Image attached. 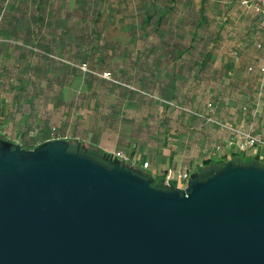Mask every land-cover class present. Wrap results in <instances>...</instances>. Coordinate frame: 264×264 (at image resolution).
Returning <instances> with one entry per match:
<instances>
[{"label":"water","instance_id":"water-1","mask_svg":"<svg viewBox=\"0 0 264 264\" xmlns=\"http://www.w3.org/2000/svg\"><path fill=\"white\" fill-rule=\"evenodd\" d=\"M72 148L0 137V264H264V164L162 186Z\"/></svg>","mask_w":264,"mask_h":264},{"label":"crops","instance_id":"crops-1","mask_svg":"<svg viewBox=\"0 0 264 264\" xmlns=\"http://www.w3.org/2000/svg\"><path fill=\"white\" fill-rule=\"evenodd\" d=\"M219 3L208 13L217 39L207 72L200 70V63L181 67L163 52L148 53L143 57L149 65L144 88L123 84L108 92L104 87L111 86H88L84 75L74 71L71 79L66 74L64 85L50 86V99L17 102L14 123L8 111L12 101L0 85V137L16 143L20 128L29 122V134L38 138L52 124L59 138L103 154L122 152L127 166L172 186L178 184L179 174L197 173L207 158L230 161L232 147L222 146L220 155L211 153L215 144L233 137L230 128L264 138V85L258 73L264 64V48L258 46L264 26L241 0ZM121 54L114 57L121 58L118 65L123 63ZM6 65L0 54V67Z\"/></svg>","mask_w":264,"mask_h":264},{"label":"trees","instance_id":"trees-1","mask_svg":"<svg viewBox=\"0 0 264 264\" xmlns=\"http://www.w3.org/2000/svg\"><path fill=\"white\" fill-rule=\"evenodd\" d=\"M68 1L0 0V54L8 62L5 68L0 67V85L12 101L8 111L13 123L17 121V102L50 99V86L64 85L66 74L71 79L74 71L84 75L88 86L109 85L110 89H104L110 92L123 84L144 88L149 65L143 57L148 53L163 52L166 58L178 60L181 67L200 63L204 73L210 69L217 32L208 13L220 4L219 0H72L70 10ZM241 4L251 6V0H241ZM258 46L264 48V40ZM119 53L123 56L121 65V58H114ZM157 61V57L153 59ZM263 67L264 64L258 68V73L264 85L260 70ZM48 117H43L44 124ZM30 125L23 124L18 141L13 143L32 149L45 141L62 139L55 125L46 126L38 138L29 134ZM10 139L7 141L12 142ZM222 146L228 147L225 142L217 143L211 153L220 155ZM251 152L244 154L250 156ZM115 153L126 157L122 152ZM240 155L232 150L230 161L264 164V158L254 156L249 160ZM225 162L222 158H207L198 172L203 175L208 167L213 169Z\"/></svg>","mask_w":264,"mask_h":264},{"label":"built area","instance_id":"built-area-1","mask_svg":"<svg viewBox=\"0 0 264 264\" xmlns=\"http://www.w3.org/2000/svg\"><path fill=\"white\" fill-rule=\"evenodd\" d=\"M251 6L258 14H260L262 18V24L264 26V0H251ZM260 70L264 78V67L261 68ZM104 77L107 78L108 74H104ZM231 131L234 134V136L231 137L229 141L226 143L228 147H232L237 154H244L249 150H251L252 152L250 156L258 157V159L264 158V140H261L260 138L259 139L256 138L251 134V132H247V131L239 132L233 129ZM257 149L262 150V153L257 154L256 152ZM217 150H219L218 147ZM111 155L113 157L120 159L121 161L125 159V157L120 153H113ZM189 176L190 175L187 172H183L182 174H179L178 184L175 187H183L185 182L188 180ZM169 179L170 176H167L165 180L169 181Z\"/></svg>","mask_w":264,"mask_h":264},{"label":"rangeland","instance_id":"rangeland-1","mask_svg":"<svg viewBox=\"0 0 264 264\" xmlns=\"http://www.w3.org/2000/svg\"><path fill=\"white\" fill-rule=\"evenodd\" d=\"M69 3L72 5V4H73V1H72V0H69V1H68V4H69ZM72 145H73V148H72V149H74V146H76V145H75V142H73ZM86 150L89 151L90 153H93V155H95L97 158H101V156L104 155L103 153L97 151L95 148H92V147H89V146L86 147ZM243 162H245V160H243ZM122 163L125 164V162H123V161H122ZM125 165H126V164H125ZM211 169H212L211 167H208L206 170L203 171V172H204L203 174H206V173H207L209 170H211ZM197 173H199V172H197ZM160 183L162 184V186H169V185L164 184V183H162V182H160ZM160 183L158 182L157 184H160Z\"/></svg>","mask_w":264,"mask_h":264}]
</instances>
